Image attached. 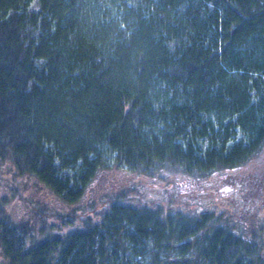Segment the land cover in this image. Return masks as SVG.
Returning a JSON list of instances; mask_svg holds the SVG:
<instances>
[{
  "label": "trees",
  "instance_id": "trees-1",
  "mask_svg": "<svg viewBox=\"0 0 264 264\" xmlns=\"http://www.w3.org/2000/svg\"><path fill=\"white\" fill-rule=\"evenodd\" d=\"M262 148L264 0H0V264H264L253 238L128 203L134 183L10 209L22 185L76 204L111 167L156 180Z\"/></svg>",
  "mask_w": 264,
  "mask_h": 264
},
{
  "label": "flooded vegetation",
  "instance_id": "flooded-vegetation-1",
  "mask_svg": "<svg viewBox=\"0 0 264 264\" xmlns=\"http://www.w3.org/2000/svg\"><path fill=\"white\" fill-rule=\"evenodd\" d=\"M256 154L240 165L205 173L178 169L185 174L183 180L171 179L163 187L165 200L172 203L165 202L161 207L180 212L187 219L203 221L207 227H228L243 239L253 238L263 257L264 149Z\"/></svg>",
  "mask_w": 264,
  "mask_h": 264
},
{
  "label": "rangeland",
  "instance_id": "rangeland-1",
  "mask_svg": "<svg viewBox=\"0 0 264 264\" xmlns=\"http://www.w3.org/2000/svg\"><path fill=\"white\" fill-rule=\"evenodd\" d=\"M99 152L101 153L100 158L102 160L108 161L110 157L114 158L113 153L107 146H105V148L103 149L102 146H100ZM104 172L106 173L105 175H103L105 181L102 179L103 181L95 180L94 182H92V189H90L88 191V194L76 204H64L57 196L49 192L46 188H37V186L28 184L25 187H23V185L19 187L18 192L21 194L22 198H18L16 200L17 202L12 203L10 205V209L12 210L16 219L29 216L33 206H39L47 212H51L52 210L70 212L72 209H77V211L80 213L81 209L86 210L90 207V204H93L94 206L96 205L97 207V204H99L102 196L104 197L105 194L109 195V192L111 190L115 191L117 188L121 187H125L127 190H129L132 188L133 183L137 185V189L139 190L141 195L132 197L128 200V203L130 202V200L132 204H138L139 202L141 203V205L144 203L150 204V202H154L157 206L159 205L161 207L162 205L164 206L165 202L172 203V201L168 199L165 200L166 194L162 192L163 187H167L171 182L170 180L169 182H166V180L163 178L168 176L171 179H175L177 182H181L183 180V176L185 175L184 173L175 169L172 170V172H165V170H160L158 172L159 177L161 178L153 180L151 179V177L143 178L139 174H134L132 173V171L130 172V170L125 167H111V169L105 170ZM1 175L4 178L8 176L5 169H3ZM108 180L110 183H108ZM0 181L3 182V186H1L0 184L1 191L8 194L10 192L8 182L6 180ZM23 199H28V202L25 203V200ZM91 201L97 202L91 203ZM165 208L167 207L165 206ZM55 224H58L60 226L64 225L59 222H55ZM76 225L79 224L76 223Z\"/></svg>",
  "mask_w": 264,
  "mask_h": 264
}]
</instances>
